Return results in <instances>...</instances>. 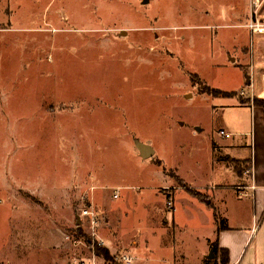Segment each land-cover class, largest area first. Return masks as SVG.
Masks as SVG:
<instances>
[{
    "label": "rangeland",
    "instance_id": "374dc122",
    "mask_svg": "<svg viewBox=\"0 0 264 264\" xmlns=\"http://www.w3.org/2000/svg\"><path fill=\"white\" fill-rule=\"evenodd\" d=\"M250 3L0 0V264H133L100 232L110 239L116 231L126 244L150 240L157 194L166 209L161 190L173 189H155L165 181L161 169L175 185L185 173L213 179L215 139L235 137L220 129L249 131L245 109L224 116L220 106L232 100L214 90L246 85L232 65L242 60L230 56L248 34L240 24ZM251 48L258 59L256 44L243 49ZM255 75L263 79L264 69ZM246 92L236 98L251 100ZM243 140L250 144L249 135ZM139 142L154 156L141 157ZM84 209L94 210L95 224ZM34 241L36 248L18 247Z\"/></svg>",
    "mask_w": 264,
    "mask_h": 264
},
{
    "label": "crops",
    "instance_id": "0c3cea01",
    "mask_svg": "<svg viewBox=\"0 0 264 264\" xmlns=\"http://www.w3.org/2000/svg\"><path fill=\"white\" fill-rule=\"evenodd\" d=\"M243 21L240 26L246 31L243 30L240 33L248 32V36L239 35L240 44L234 46L235 50L240 47L239 51H233L235 55L229 58L242 60L243 64L241 62L238 63L239 65L236 63L232 65L244 71L247 79L246 85L243 81L239 88L215 89L233 93V95H225L232 101L220 106L222 113L225 116L226 111L245 109L248 114L247 119L250 120L249 131L230 133L224 128L220 129V133L224 130L235 137L229 140V143L225 142L221 145L215 139L216 147H213L211 151V172L215 173L213 179L196 181L185 173L187 179L183 181V185H175L174 180L165 177L161 169V176L165 181L157 185L155 189L173 186L172 190H161V194L168 196L171 193L174 204L171 210L168 207L165 209L159 203L161 196L157 194L158 202L154 204L152 217L148 218L146 224L147 230L153 234L150 240L145 238L144 243L140 245L139 238H135L126 244V241H123L116 231L110 233V239L106 235L108 231L100 232L107 248L113 252L119 250L124 252L130 258L132 257L133 264H148V260H154L152 264H222L220 262L221 250L228 251V264H264V87L263 75L260 77L255 75L259 70L264 69V51L259 45L264 44V32L252 33L250 31L247 27L248 15H245ZM252 37L256 38L253 44ZM250 44L253 47L256 44V53L260 56L258 58L256 54L258 58L256 60L254 48L248 52L243 49ZM241 88L244 90L243 95L248 91L251 95L248 98L251 97V100L244 102L236 98L241 95L236 94ZM255 100L258 102L255 103ZM224 125L232 126L233 129L237 128L227 121ZM244 135L250 136V144L244 143ZM223 155L238 160L242 165L250 166L251 168L247 170L248 174L243 172V168L240 172L237 171L234 165L228 164L223 159ZM188 188L207 193L210 200L193 195ZM164 205H167V201ZM31 218L30 215L29 219ZM222 225L225 227H221ZM35 240L38 242V239ZM23 241L27 242L25 239ZM174 243L177 244L176 246H181L179 254L176 253L177 248L174 247ZM35 244L34 241L29 247H18L27 250L31 249L30 247L36 248ZM215 245L218 246V254L213 252ZM158 248L163 249L165 254L167 253L163 258L158 259L154 256V251ZM188 249L197 250L199 255L196 260L190 258Z\"/></svg>",
    "mask_w": 264,
    "mask_h": 264
},
{
    "label": "built area",
    "instance_id": "2783aa9c",
    "mask_svg": "<svg viewBox=\"0 0 264 264\" xmlns=\"http://www.w3.org/2000/svg\"><path fill=\"white\" fill-rule=\"evenodd\" d=\"M250 18L247 23V27L250 29L252 33H263L264 32V18L262 15L264 14V0H250ZM263 87H264V78ZM241 95L244 94V90H241ZM221 134L226 137H230V133H226L224 130H221ZM115 197H118V193L115 194ZM174 198L171 193L168 194L167 205L170 210L173 208ZM83 214L85 216H89L92 220V223H96V216L94 210L84 209ZM122 259L125 261H131V258L128 255H123Z\"/></svg>",
    "mask_w": 264,
    "mask_h": 264
},
{
    "label": "trees",
    "instance_id": "16d2710c",
    "mask_svg": "<svg viewBox=\"0 0 264 264\" xmlns=\"http://www.w3.org/2000/svg\"><path fill=\"white\" fill-rule=\"evenodd\" d=\"M214 91H218L217 93H219V94L229 95V93L222 92L221 90H214ZM217 95H218V94H217ZM257 102H258V100H255V103H257ZM250 168H251L250 166H246V169H247V170L250 169ZM221 227H225V226L222 225ZM103 250H104V251H103L104 255H105L106 257H109V256H110L109 250H108L107 248H104ZM213 252H214L215 254H218V252H219L218 246H216V245L213 246ZM220 262H221L222 264H228V263H229V253H228L227 250H221V251H220Z\"/></svg>",
    "mask_w": 264,
    "mask_h": 264
},
{
    "label": "water",
    "instance_id": "95a60500",
    "mask_svg": "<svg viewBox=\"0 0 264 264\" xmlns=\"http://www.w3.org/2000/svg\"><path fill=\"white\" fill-rule=\"evenodd\" d=\"M137 149L139 150L140 155L143 158H151L155 153V150L152 146L142 142L137 143ZM211 255L214 256V253L211 252Z\"/></svg>",
    "mask_w": 264,
    "mask_h": 264
}]
</instances>
